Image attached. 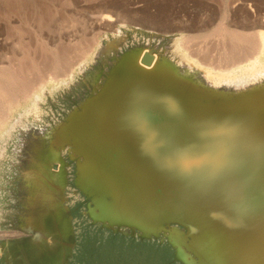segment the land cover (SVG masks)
I'll use <instances>...</instances> for the list:
<instances>
[{
    "label": "bare ground",
    "instance_id": "6f19581e",
    "mask_svg": "<svg viewBox=\"0 0 264 264\" xmlns=\"http://www.w3.org/2000/svg\"><path fill=\"white\" fill-rule=\"evenodd\" d=\"M22 10L24 15L26 11L21 8L20 11ZM24 17L21 18L24 19ZM222 17L225 20L224 14ZM120 19L122 18L120 17ZM90 20H92L91 17ZM107 20L110 19L107 18ZM101 24L99 23V25ZM5 25L9 26V24ZM182 25L184 24L182 23ZM258 25L255 24V26ZM105 26L102 28L104 29ZM177 26H181L180 23ZM10 27L11 25L7 28ZM39 27L41 26L39 25ZM219 27L222 28L221 25H217L216 28ZM84 28L83 32L86 30ZM171 28L173 27L171 26ZM223 28V33L221 30L218 33L224 34ZM249 29L252 28L249 27ZM258 29H256V31H259L256 34V45L251 44L255 47L253 53H249L250 55L247 53V57L240 54L239 56L244 59L240 60L241 57H238L236 60H228L230 63L224 61L226 64L223 61L224 64L214 60L213 63L209 61L208 63L205 59V61L198 60L197 56L199 55L196 56L192 52V49L196 46H193L194 48L189 51L191 45L188 36L181 38L178 42L179 47L185 51V60L191 62V66L185 67V69L182 68L183 71L175 65L177 63L172 62L174 60H160L157 51H150L147 48L146 51L125 54L109 74L108 80L102 89L90 97L84 103L82 109L74 111L67 122L64 121L65 123L56 130L55 145L43 146L38 151L33 152L28 173H35L36 178L33 181L31 195L25 201V209L22 214L23 225L32 236L23 241L4 242L0 246L3 264H66L73 255L76 239L71 225L72 211L64 204L67 168L66 161L60 153V150L65 149L67 144L75 147V153L79 157L77 183L87 193L88 199L92 201L90 213L94 220H101L104 225H108L115 230H123L127 234H134L141 237V239L161 238V241L169 242L176 262L179 264H264V85L252 88L253 85L250 84L251 89L239 90L236 93L230 91L231 89L226 90L211 86L217 80L234 76L232 71L239 64L247 62L244 68L250 73L260 64V57L264 52V31ZM73 30L75 29L73 28ZM174 30L178 29L174 27ZM245 31L239 32L238 28V31L231 33L232 35L230 34L231 40L233 42L234 40H240V42L249 40L251 32L253 35L254 30L251 32L247 30L249 33ZM56 33L53 36H57L59 30L58 34ZM75 35L77 36L78 33ZM49 37L51 38V36ZM208 37H210L209 33ZM222 37L224 36L220 38ZM117 38L119 39V37ZM224 38L229 40L226 36ZM206 39L207 37L204 38V40ZM60 41L64 42V39ZM69 41L71 42V39ZM73 42L76 44L75 41ZM226 42H224V45ZM95 43L97 42L95 41ZM237 43L234 45L236 46ZM240 44L242 45V43ZM245 45L249 47V42ZM55 47L58 48L59 46ZM110 47L115 48L116 44L113 43ZM224 47H227V44ZM57 48L54 52L58 50ZM28 50L25 49V51ZM85 50H82L81 53ZM87 50L91 51L92 49L88 47ZM25 51H22V53L24 54ZM229 51L230 49H228ZM234 52L239 53L235 50L232 52L233 55H235ZM49 53H51L50 50ZM88 54L86 52L80 54L78 60H74L76 63L72 67L70 65L69 67L68 64L64 65L70 68L66 72L58 71L59 66H56L58 62L56 61L55 66L58 72L49 71L50 73L45 74V77L41 76L40 80L35 83V89H40L44 83L62 80L74 70L75 66H81ZM99 54L96 53L98 56ZM148 54L151 56V58L149 57L150 63H146L144 59L147 58L146 55ZM51 55H53V51ZM220 55H224V53ZM58 56L56 57L59 58L60 56ZM67 56L70 55L67 54ZM5 57L7 58V56ZM225 60H227L226 56ZM68 61L70 62V60H67V63ZM32 63L36 64L37 62ZM13 64H11L12 68L10 67L12 71L22 69V67L14 69ZM43 64H39L41 65L40 68ZM58 64L63 63L58 62ZM55 66H52L54 70ZM37 67L34 70H38ZM43 71H46L45 67ZM8 73L10 75L9 71ZM6 74H0V127L8 119L11 105L19 104V96H15L16 93L13 94L11 92L13 90H9L7 84L9 80L6 81L7 79L4 78L9 77ZM20 74L16 73V78L22 76L24 72ZM39 75L41 74L39 73ZM11 82L13 81L11 80ZM22 84H24V81ZM25 86L22 85V87ZM28 88V93L25 92L26 97L33 96V92L36 90H31L32 87L29 91ZM23 89L26 90V88ZM6 95L11 100H6ZM76 105L78 104L76 103ZM16 175L14 176L16 177ZM6 225L9 226L8 223Z\"/></svg>",
    "mask_w": 264,
    "mask_h": 264
},
{
    "label": "rangeland",
    "instance_id": "374dc122",
    "mask_svg": "<svg viewBox=\"0 0 264 264\" xmlns=\"http://www.w3.org/2000/svg\"><path fill=\"white\" fill-rule=\"evenodd\" d=\"M13 1L14 3L12 4ZM14 4H17V5H14ZM21 8L25 9L24 11H26L27 14L25 13L23 15L24 12L23 10L20 11ZM8 10L10 11L8 12ZM96 11L97 13H95ZM16 12H19V13H16ZM35 12L36 14H34ZM104 12H107V13H104ZM5 14H7L6 17H4ZM223 14L225 15V20H224V17H222ZM19 15H22L23 17L25 16L26 19L25 17L24 19L26 21L24 22V19L21 18L22 16H19ZM90 17L92 20H90ZM106 17L110 19L111 21L107 20ZM120 17L122 19H120ZM93 18L94 19L96 18L97 21L96 19L94 21ZM98 18H100L101 20H99ZM132 18L134 19L132 20ZM159 19H160V23H159ZM27 20H28V23H27ZM85 21L87 22L90 21V22L87 23ZM103 21L107 25L104 24ZM139 21H141L142 23H140ZM94 22H97V23L95 24ZM219 22L221 23L220 25L222 26V28L226 27L225 28L226 30L223 28L226 35H224L225 33L224 34L218 33L220 32V30L223 33L221 27L216 28L217 25L220 26ZM4 23L7 25L9 24V26L11 25V27L7 28L9 26H6ZM89 23H91L92 25L91 24L89 25ZM99 23H102V24L99 25ZM175 23L177 24L180 23L181 26H177V24ZM182 23L185 26L182 25ZM147 24L149 25V27ZM255 24H257L258 26H255ZM39 25L42 28L39 27ZM166 25L169 27H167ZM103 26H105L104 29L102 28ZM161 26L163 28H160ZM171 26L173 28H171ZM158 27L160 30L158 29ZM174 27L178 30H174ZM200 27L202 28V30ZM214 27L216 28V30ZM243 27L246 31L243 29ZM249 27L252 29H249ZM6 28L9 30H7ZM73 28L76 31L73 30ZM83 28L84 30L86 29L84 32H83ZM89 28H91L92 30L91 29L89 30ZM181 28L182 29L185 28V29L182 30ZM191 28L194 29V32H193V29L191 30ZM238 28H239V32L245 31L246 33H249V31L251 32L254 30L253 32L255 34L253 33L252 35V32H251V37H249V40H246L247 42L244 40L242 42H240V40L238 41L234 40L235 43L238 42L237 45L235 46L234 45L235 43L233 42V40H231L232 38L231 35L234 32L238 31ZM256 29L260 31H264V0H0V67H1L0 74L7 73L6 76H9V77H4V78L7 79L6 81L9 80V82L7 83L9 86V90L10 91L13 90L11 92L13 94L16 93L15 96L17 97L19 96L18 97L19 104H13L14 106L11 105V108L8 114V119L2 125V127H0V135H1L0 136V140H1L0 141L1 143L0 144V154H1L0 155V169H1L0 170V176H1L0 177V223H1L0 225V233H1L0 234V246L6 241H16V240L23 241V240H27L28 238L32 236L31 233H29V231L23 225L24 222H23L22 214L25 209V201L31 195L33 181L36 178L35 173L33 174L28 173V170L30 169V163H31L33 152L38 151V149L43 146L49 147V145L50 146L55 145V138L57 136V133H55L57 132L56 130H58L65 122H67L69 116L74 111L80 110V108L82 109L84 103L90 97L97 94L98 90L102 89V87L108 80L109 74L116 67V65L121 61V59L123 58L125 54L130 53V52L146 51V48H147V50H150V51H154V52L157 51V53L159 54L158 56L160 60H164V59H169L171 61L174 60L175 62L174 61L172 62L177 63L175 65L180 67L181 71H183L185 67L191 66V62H188L185 60L186 58L184 54L185 51L179 47L178 42L181 38L188 36L187 38L189 39V42H190L189 44L191 45V46L189 45L190 46L189 51L192 48H194L193 46H196V48L192 49L193 50L192 52H194L196 56L199 55L197 56L198 60L200 61L201 59L203 61L207 60L206 62L209 61L212 63L214 61H217L219 63H221L222 61L223 62L225 61L226 63L227 62L230 63L228 60L230 61L236 60V58L238 57L239 58L241 57L240 58L241 60L243 58L242 56L246 55L244 57H247L248 55L253 53L252 51H254L253 49H255L254 45H256V42H257L256 34L257 32H259V31H256ZM58 30H59L60 35L58 34ZM93 30L95 31V34ZM247 30L249 31L247 32ZM76 32L78 33L79 36L75 35L77 34ZM55 33L58 34L57 35L58 38L57 36H53V34L55 35ZM208 33H209V36L212 38L208 37ZM210 34L213 36H211ZM68 35L69 36L71 35V36L69 37ZM205 35H207L206 40H204V38H206L204 37ZM39 36L41 40H39L40 39L38 38ZM48 36H51V38L50 37L48 38ZM221 36H224V37L226 36V38L228 37L227 39L229 40H226L224 37L220 38ZM54 37H56L58 40ZM117 37H119V39ZM214 37L215 39H213ZM42 38H44L43 41H42ZM69 38L71 39V42L69 41L70 40ZM61 39L62 40L64 39V42H61L60 41ZM219 39L221 40L219 41ZM76 40H79L80 42L79 41L77 42ZM68 41L70 42V44ZM73 41H75L76 44ZM92 41L94 42L92 43ZM95 41L97 43H95ZM191 41L193 42L191 43ZM229 41L231 42L229 43ZM251 41L252 43H250ZM54 42L56 43L55 45H54ZM217 42H218V45L220 44L223 47L220 45L218 46ZM224 42H226L227 47H224L226 46V44L224 45ZM232 42L233 44H231ZM244 42L246 44H248L249 42V45H248L249 47H247V45L244 46L245 44ZM78 43L79 45H77ZM105 43L106 45H104ZM113 43L116 44L115 48L110 47V45ZM240 43H242V45ZM251 44H254V45L252 46ZM57 45L59 46L58 48L55 47ZM229 45H231L230 46L231 48L229 47ZM108 46H109L108 50L109 51L111 50L110 52L107 50ZM88 47L92 49L91 50L92 52L87 50ZM24 48L27 50L29 49V50L25 51ZM56 48L58 49L57 50L58 53L57 51H55L57 54L54 52ZM197 48H200V49H197ZM232 48L234 49L232 50ZM241 48L243 49V51ZM81 49L82 50L86 49L88 52L85 50L83 53H81L82 52ZM228 49H230L231 52L230 51L228 52ZM244 49L246 50V52ZM247 49H249L248 50L249 52L247 51ZM49 50L51 53H49ZM51 50L53 51V55H51L52 54ZM218 50L219 51L221 50L220 54L224 53V55H220ZM235 50L239 51V53L234 52L235 55H233L232 52ZM22 51L23 52L25 51L26 54L24 53L25 54L24 55ZM85 52L89 53L86 59L84 60L85 62L83 61L81 66H75L74 70L68 76L64 77L60 81H56L53 83L52 81L48 83H44L40 89H35L36 87L35 83H37L40 80L41 76L45 77V74H48L49 71L56 73L57 69L60 72H66L67 70L70 69L69 68L70 66L72 67V65L76 63L75 61L78 60V58L81 56L80 54H85ZM54 53L56 56L59 55L60 57L58 56L59 58H57L54 55ZM96 53L97 54L100 53L99 56L96 55ZM230 53L232 54L231 56L229 55ZM27 54L28 56H26ZM67 54L70 55L71 57L73 55V57L71 58L70 56H67ZM77 54L79 55L78 57H77ZM240 54H243V55L239 56ZM262 54L263 55H261L260 57L261 59L259 62L260 64L261 63L263 64H261V66L260 64H258L256 68L253 70L254 72L251 71L252 73H250V71L245 70L244 67L247 65V62H244L242 64H239L238 66H235V68L232 71L234 76L222 78L221 80H217L213 82L211 86L215 88H220V89L224 88L226 90L231 89L230 91L235 92V93L236 91L238 92L239 90L245 91V90L251 89L252 85H253L252 88L254 86L262 87L264 85V77H263L264 76L263 75L264 73V52ZM5 56H7V58ZM225 56L227 60H225ZM199 57L201 58L199 59ZM218 57L221 59H219ZM20 59L22 60L24 64L21 62ZM19 60L21 63L19 62ZM67 60H70V62L71 61L72 62L70 63L68 61L67 63ZM56 61L61 62L63 64L59 65L58 62L56 64ZM32 62H35V63L37 62V63L34 64ZM223 62L222 64L225 63ZM38 63L39 64L45 63L46 65L43 64L44 66L42 65V68H43L42 69L40 68L41 65H39ZM11 64L14 65L13 66L14 69H16L17 67L18 68L22 67V69H19V70L13 69L17 74H20V73L22 74L24 72V74L29 73L30 75L25 74L24 76L23 74L22 75L23 77L20 76L18 78H21V79L17 80L18 78H16L17 77V75H15L16 73L12 71V69H10V67L12 68ZM16 64H20L21 66L16 65ZM55 64L56 66H59V67L61 65L64 66L67 64L68 66L69 65L70 66L69 67L61 66L60 68L64 70L62 71L59 67L57 68ZM3 66H5L6 69L4 67V70H3ZM52 66H55V70ZM36 67L37 69L39 68L40 71L39 69L34 70V68ZM44 67L46 71H43ZM20 70H22L23 72ZM8 71L10 72V75L12 74L11 75L12 77L9 75ZM39 73L41 75H39ZM26 75L27 76L29 75L30 77L29 76L27 77ZM236 76H238L239 78ZM28 78H30L31 80H29ZM11 80L13 82H11ZM21 80L24 81L25 85L27 82V85L29 84V86L27 85L25 86L24 84H22L23 81L20 82ZM27 80L30 81L31 83L28 82ZM240 84H241V87H240ZM22 85L25 87H22ZM21 87L26 88V90L25 91L24 89L22 90ZM27 87H29L28 88L29 91L34 90V89L36 90L33 92V96L30 95L29 97H26L27 95L25 94V92L28 93ZM32 87L33 89H31ZM17 89H19L20 92H18L19 90L17 91ZM5 97H6V100H11V98L7 97V95ZM30 102L33 104H31ZM76 103L78 105H76ZM16 109L18 110V112ZM53 126L54 127L56 126L55 127L56 129ZM11 129L12 131H10ZM72 146L73 145L67 144L65 149L60 150V153L62 154L63 158L66 161V168H67V184L64 190V195H65L64 204L68 206L72 211L71 225H72L73 233L76 239L75 247L73 250V255L71 256V258L66 264H179V263H175L176 261L173 255L174 252L169 242L167 241L163 242L161 241V238L141 239V237L135 236L134 234H131V233L127 234L123 230H115L114 228L108 225H104L101 220H94V218L91 216V213H90V209H91L90 204H92V201L88 199L87 193H85L77 183L79 157L75 153V147L74 146L72 147ZM14 175H16L17 178ZM12 204L15 205L16 207L13 206ZM4 223L6 224L8 223L9 226H7ZM18 232L20 235L17 234ZM9 233H12V234H9ZM15 233L17 236L14 235ZM0 264H3L1 255H0Z\"/></svg>",
    "mask_w": 264,
    "mask_h": 264
},
{
    "label": "water",
    "instance_id": "95a60500",
    "mask_svg": "<svg viewBox=\"0 0 264 264\" xmlns=\"http://www.w3.org/2000/svg\"><path fill=\"white\" fill-rule=\"evenodd\" d=\"M146 57H147V58H144V59H145V62L148 63L149 60H150V58H151V56H150V54H148V55H146ZM149 57H150V58H149ZM149 63H150V62H149Z\"/></svg>",
    "mask_w": 264,
    "mask_h": 264
},
{
    "label": "crops",
    "instance_id": "0c3cea01",
    "mask_svg": "<svg viewBox=\"0 0 264 264\" xmlns=\"http://www.w3.org/2000/svg\"><path fill=\"white\" fill-rule=\"evenodd\" d=\"M175 258V257H174ZM175 261H176V259H175ZM175 263H177V262H175Z\"/></svg>",
    "mask_w": 264,
    "mask_h": 264
}]
</instances>
